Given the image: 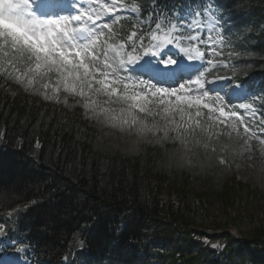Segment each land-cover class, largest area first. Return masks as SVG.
Listing matches in <instances>:
<instances>
[{"label":"trees","instance_id":"1","mask_svg":"<svg viewBox=\"0 0 264 264\" xmlns=\"http://www.w3.org/2000/svg\"><path fill=\"white\" fill-rule=\"evenodd\" d=\"M188 4L202 24L203 13L230 20L237 66L247 73L239 82L258 83L264 94V0H130L140 19L152 20L122 19L112 34L131 54L133 30L175 36L178 24L184 38L173 42L192 50L185 57L207 54L206 35L190 29L197 18L180 20ZM150 34L148 47L157 43ZM102 139L81 107L44 102L0 75V236L34 264H264L263 190L235 174L220 180L178 169L169 146L142 144L132 155Z\"/></svg>","mask_w":264,"mask_h":264},{"label":"snow or ice","instance_id":"2","mask_svg":"<svg viewBox=\"0 0 264 264\" xmlns=\"http://www.w3.org/2000/svg\"><path fill=\"white\" fill-rule=\"evenodd\" d=\"M121 6L117 5L116 0H112L110 5L113 11L116 7ZM132 11L138 12L139 9L134 8ZM100 18V12L94 14L89 12L86 17L84 14H79L71 17L59 16L55 19L39 18L33 10L30 0H0V53L7 56L14 64L24 61L28 72L32 73L34 78H44L49 74H55L59 77L58 83H63L64 91L67 93L80 97H87L88 93H94L97 97L101 95L109 98L116 97L115 103L127 105V107L105 108L98 113V116H102L104 121L112 127L121 129L135 127L140 136L163 131L166 139L169 129L179 131L182 125L176 124L174 118L169 120L174 114H179L180 120L185 121L187 127H191L193 118L181 107L182 104H186L189 109L196 107V116L201 115L200 107L212 113L217 111L213 105L218 104L219 116L227 118L228 113L225 111L222 98L216 97L215 100H209L211 91L209 86L214 81L208 80L204 73L198 75L192 84L180 83L179 88L147 85L146 92H143L145 87L143 82L128 84L124 82L127 77L122 79L120 76L121 71L127 73L131 70L129 65H135L145 55H150L154 59L142 66V72L160 80H173L178 75V71L172 65L177 62L171 58L165 60L159 50L165 45H171L174 39L182 40L186 30L184 26L171 24V31L176 35L172 36L169 33L163 37L153 33L151 26L142 31L133 30L131 35L127 36V41H131L128 45L131 54H128L125 59L123 51L125 44L113 46V44H107L100 40V37L105 35V29L108 30L109 39L114 31L109 22H103L97 27V21ZM151 20L152 18L148 17L141 22V26L148 25ZM115 21L116 17L113 16L112 23ZM218 23L219 18L217 17ZM154 29L159 32L162 29V24L154 22ZM146 33H151V41L157 43L148 47L144 39ZM188 39L191 41L198 37L189 35ZM141 49H143L142 53ZM182 51L188 54L192 50L182 49ZM196 51L197 54L190 55V59L202 57V54L198 50ZM109 52L113 53L111 57L108 55ZM209 63L211 64V61ZM220 78L217 77V79ZM15 79L17 82L25 83L19 77H15ZM26 84L32 85L33 79H27ZM119 85H123L122 93L118 88ZM235 87L239 89L242 85ZM135 88H140L142 91L131 90ZM194 89V95L188 96L189 93L194 92ZM54 91H59V89H54ZM150 97L155 99H150ZM173 98L175 99L173 100ZM98 103V101H92L91 104H85L84 107L91 108L93 113H97L94 105ZM149 104L152 107H149ZM160 106H163L162 111L154 110ZM244 107L251 109L252 105L246 104ZM137 113H144L148 116L160 115L165 124L162 126L158 121L149 124ZM230 115L236 117L237 113L233 111ZM245 131L247 132L248 129L245 128ZM261 143L264 144V140H261Z\"/></svg>","mask_w":264,"mask_h":264},{"label":"rangeland","instance_id":"3","mask_svg":"<svg viewBox=\"0 0 264 264\" xmlns=\"http://www.w3.org/2000/svg\"><path fill=\"white\" fill-rule=\"evenodd\" d=\"M116 3L117 5H121L118 2ZM103 10L104 7L100 9V12ZM110 11L113 15L117 11L121 12V14L126 13L123 5L117 7L115 11ZM100 40L103 41V36L100 37ZM226 46L224 38L216 41L214 44L215 49L219 50V55L233 57L234 53L226 52ZM167 59L169 58L165 60ZM245 71L244 67L235 68L230 71V78L228 76L223 78L225 79L224 85L221 87L215 84L211 85V90L212 88L214 90L217 89V91L219 90L222 93L216 95L223 99V106L225 107L226 113H228L227 118L219 116L218 104L213 105V107L217 108V111L212 113L200 107V116L195 115L197 111L196 107L189 109L186 104H182L181 107L193 118L191 127H187L186 122L180 120L179 114H174L169 120L174 118L175 123L182 125V127L179 131L169 129L168 138L165 139L163 131H156L140 136L137 134L135 127L121 129L119 127H112L106 123L102 116H98L100 111L105 108L119 109L121 107H127V105L115 103L116 97L109 98L104 95L97 97L94 93H88L87 97H80L67 93L64 91L63 83H58L59 77L55 74H49L48 77L44 78H34L33 74L28 72V67L24 61H19L14 64L7 56L0 53L1 76L22 87L29 95L36 96L44 102L81 107L84 110L85 116L97 124L103 131L102 141L106 147L122 149L126 153L133 155L138 152L139 146L142 144L150 143L162 147L169 146L170 150L168 155L170 162L178 169L187 171L193 176H216L220 180L228 175L235 174L242 182L264 191V144L261 143V140H264V132L260 129L264 125L262 116L259 114V108L256 105L251 104V109H245L244 105L250 104L247 100L250 98L249 95L246 96L244 93L238 94L235 92L234 90L237 89L234 86L236 85L235 83L230 88H227L228 84H226L231 79H243L247 75ZM220 76L223 75L220 74ZM15 77H19L25 83L17 82ZM27 79H33V84L27 85ZM124 82L128 84H140L132 81ZM144 85L143 92H146L148 84L144 83ZM155 87L163 86L156 85ZM173 87L179 88V85L164 88ZM118 88L122 93L123 85H119ZM54 89H59V91H54ZM131 90L142 91L140 88ZM225 90L226 92H224ZM210 94L211 97L216 98L212 92ZM193 95L194 93L188 94V96ZM237 97L239 98L238 100H233ZM213 98H209V100H215ZM150 99L155 98L150 97ZM92 101L99 102L94 105L97 113H93L91 108L84 107L85 104H91ZM149 107H152V105L149 104ZM162 107L160 106L154 110L162 111ZM241 110L244 112H239ZM233 111L237 113L236 117L230 115ZM137 115L143 117L149 124L153 121H158L162 126L165 124V121L161 119L160 115L148 116L144 113H137ZM244 119H247L250 124H245ZM245 128L248 129L247 132ZM10 264L15 263L11 261Z\"/></svg>","mask_w":264,"mask_h":264},{"label":"bare ground","instance_id":"4","mask_svg":"<svg viewBox=\"0 0 264 264\" xmlns=\"http://www.w3.org/2000/svg\"><path fill=\"white\" fill-rule=\"evenodd\" d=\"M65 3V2H64ZM63 3V5H62V8H69L70 9V7H69V5H71L70 3H68V2H66L65 4ZM94 6L95 5H92L91 7L92 8H94ZM71 9H72V7H71ZM104 11H102V12H100L101 14L103 13ZM110 17H113V14L112 13H108V14H103V15H101V18H100V20H98L97 21V27L101 24V23H103V22H105V21H107L108 19H111ZM95 18V17H94ZM111 55H113V53L111 52ZM111 57V56H110ZM133 65H130L129 66V68L131 69L129 72H127V73H125L124 71H121L120 72V74L125 78V77H127V78H130L131 76H134V73L132 72V67ZM142 66H144V65H138V66H136V68H137V70H141L142 69ZM186 67L188 68V70L192 67V65H186ZM182 70V68L180 67V68H177V71H181ZM217 84L218 85H221V84H223V82L222 81H218L217 82ZM214 95H215V92L214 91H211ZM210 92V93H211ZM216 96V95H215ZM16 260V259H15ZM15 260H13V263H15V264H17V262L15 261Z\"/></svg>","mask_w":264,"mask_h":264},{"label":"clouds","instance_id":"5","mask_svg":"<svg viewBox=\"0 0 264 264\" xmlns=\"http://www.w3.org/2000/svg\"><path fill=\"white\" fill-rule=\"evenodd\" d=\"M223 150V149H222Z\"/></svg>","mask_w":264,"mask_h":264}]
</instances>
